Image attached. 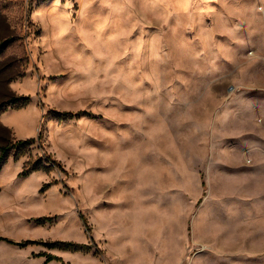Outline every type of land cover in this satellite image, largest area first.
I'll list each match as a JSON object with an SVG mask.
<instances>
[{
    "label": "rangeland",
    "instance_id": "1",
    "mask_svg": "<svg viewBox=\"0 0 264 264\" xmlns=\"http://www.w3.org/2000/svg\"><path fill=\"white\" fill-rule=\"evenodd\" d=\"M174 7L0 0V264H264V0Z\"/></svg>",
    "mask_w": 264,
    "mask_h": 264
},
{
    "label": "trees",
    "instance_id": "2",
    "mask_svg": "<svg viewBox=\"0 0 264 264\" xmlns=\"http://www.w3.org/2000/svg\"><path fill=\"white\" fill-rule=\"evenodd\" d=\"M0 48H2V46H0ZM29 100V98L27 97H22V96H13L11 98H9L7 101H5L3 104L0 105V113L4 110H6L8 107L17 105V104H24L27 103V101ZM70 115V113H65L62 116H68ZM5 131H7V129H5ZM41 138V136H40ZM34 142V140H27V141H19L16 143H8L7 141H5V145L0 146V171L3 167V165L6 163L10 153L15 150L18 146L20 147H28L30 146L32 143ZM29 172L31 171H25L23 173V175H27L29 174ZM7 241L10 244H16L8 239H2L0 238V241ZM27 243H22V244H18L21 246H25ZM37 244H41V243H37ZM46 244L47 246H57V244L60 243H43ZM62 246H64L66 249L71 250V251H82L86 249V246L84 245H78V244H73V243H62ZM43 255V254H42ZM61 258L58 256H54V255H48L47 258V263L49 262H61Z\"/></svg>",
    "mask_w": 264,
    "mask_h": 264
},
{
    "label": "bare ground",
    "instance_id": "3",
    "mask_svg": "<svg viewBox=\"0 0 264 264\" xmlns=\"http://www.w3.org/2000/svg\"><path fill=\"white\" fill-rule=\"evenodd\" d=\"M187 1L188 0H176V2H177V5H178V8H176V7H174L175 9H181V8H183L185 5H186V3H187ZM51 8V7H50ZM173 10V9H172ZM171 10V12H172V14L174 13L173 11ZM175 14V13H174ZM176 14H178V13H176ZM175 14V15H176ZM183 14V13H182ZM57 18V17H56ZM57 20V19H56ZM58 23H59V18H58ZM55 22V21H54ZM57 25V24H56ZM46 30H48V29H46ZM58 30V29H57ZM58 34V33H57ZM64 34V33H63ZM62 34V35H63ZM100 34V33H99ZM59 35V34H58ZM105 36V35H104ZM106 37V36H105ZM80 42H81V40H80ZM60 43V42H59ZM69 53V52H68ZM67 56V55H66ZM81 57V56H80ZM87 58V57H86ZM88 62V61H87ZM105 62V61H104ZM78 63V62H77Z\"/></svg>",
    "mask_w": 264,
    "mask_h": 264
},
{
    "label": "water",
    "instance_id": "4",
    "mask_svg": "<svg viewBox=\"0 0 264 264\" xmlns=\"http://www.w3.org/2000/svg\"><path fill=\"white\" fill-rule=\"evenodd\" d=\"M37 1H39V0H37Z\"/></svg>",
    "mask_w": 264,
    "mask_h": 264
}]
</instances>
